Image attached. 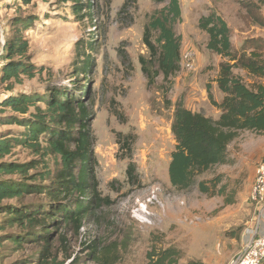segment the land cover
Instances as JSON below:
<instances>
[{
  "label": "rangeland",
  "instance_id": "1",
  "mask_svg": "<svg viewBox=\"0 0 264 264\" xmlns=\"http://www.w3.org/2000/svg\"><path fill=\"white\" fill-rule=\"evenodd\" d=\"M83 3L87 5L79 17L66 0H32L29 4L0 0V67L6 42L22 30L29 42L28 62L39 69L34 78L0 83V96L6 86L33 97H43L51 89L74 90L76 69L85 54L93 61L91 70L77 77L81 80L77 96L87 90L83 100L91 110L95 173L106 202L85 221L79 234L73 227L64 231L66 244L57 235L52 252L60 254L48 264H75V259L76 264H98L91 256L94 245L104 256L100 264H147L149 253L169 248L181 252L179 264H235L254 232H261L258 220L264 204L257 206L250 196L257 168L264 163V133H242L229 147L231 163L214 167L199 176L191 189L179 191L169 178L176 147L172 124L180 101L212 119L221 115L208 91L217 102L223 100L216 79L221 64L228 60L209 51V36L199 28V20L217 11L231 29L234 51L246 57L256 54L263 61V0H180L183 20L175 30L182 38V64L167 95L164 78L156 75L158 67L143 39L151 15L167 3ZM28 17L34 19L31 26H14L16 20ZM188 54H192V70L186 66ZM144 67L155 76L154 81ZM234 72L250 86L264 84L263 78L245 70ZM12 115L0 105V138L23 131L15 124L4 125ZM128 140L131 149L126 147ZM33 158L19 148L7 160L24 163ZM130 164L136 166L135 180L127 174ZM201 182L208 193L200 190ZM41 200L28 197L23 202ZM3 219L0 215V222ZM21 233L26 232L9 227L0 238ZM61 251L72 255V260L66 261ZM40 252L37 244L19 247L2 240L0 264H41Z\"/></svg>",
  "mask_w": 264,
  "mask_h": 264
},
{
  "label": "trees",
  "instance_id": "2",
  "mask_svg": "<svg viewBox=\"0 0 264 264\" xmlns=\"http://www.w3.org/2000/svg\"><path fill=\"white\" fill-rule=\"evenodd\" d=\"M22 1L29 4L32 0ZM66 1L73 4L75 14L83 17L81 14L87 5L83 0ZM162 1L167 4L151 15L143 39L151 61L158 67L156 75L164 78L167 95L173 78L181 70L182 38L175 27L182 22L183 14L180 0ZM33 22V18H22L16 20L14 26L26 28ZM199 28L209 36V51L228 60L221 64L216 79L224 97L217 102L211 90L208 91L212 105L221 112L217 120L187 109L183 101L176 104L172 124L176 147L171 155L169 178L172 187L179 191L191 189L199 176L214 167L231 163L229 147L242 133H264V84L250 86L234 72L242 69L264 79V53L263 61L256 54L251 57L238 55L232 46L228 23L215 10L199 20ZM28 52L29 42L19 30L5 44L0 83L37 75L39 69L28 62ZM92 63V58L85 54L81 66L76 69L74 90L51 89L43 97H33L6 86L0 96V105L14 113L4 125L23 128L22 132L0 138V215L4 216L0 233L9 227L26 232L3 236L0 241L10 240L19 247L31 243L41 246V264H48L60 254L52 252L57 235L66 244L64 231L73 227L79 234L85 221L106 202L95 173L91 110L87 100H83L87 90L80 89L85 93L77 96L81 81L77 77L87 74ZM144 70L154 81L155 76L146 67ZM126 147H132L129 140ZM19 148L28 150L34 158L24 163L7 160ZM127 174L131 180L136 179L134 164L129 165ZM199 188L204 193L210 191L204 182ZM28 197L42 200L24 203ZM11 200L19 203L6 204ZM90 249L94 261L102 263L104 256L99 246ZM62 253L66 261L72 260L68 252ZM180 259L181 252L176 248L154 250L149 253L147 264H179ZM72 262L76 264V259Z\"/></svg>",
  "mask_w": 264,
  "mask_h": 264
},
{
  "label": "built area",
  "instance_id": "3",
  "mask_svg": "<svg viewBox=\"0 0 264 264\" xmlns=\"http://www.w3.org/2000/svg\"><path fill=\"white\" fill-rule=\"evenodd\" d=\"M186 58L188 60L187 69L192 70V54H188ZM250 200L257 206L264 204V163H261L257 168ZM263 261L264 234L255 231L235 264H263Z\"/></svg>",
  "mask_w": 264,
  "mask_h": 264
},
{
  "label": "crops",
  "instance_id": "4",
  "mask_svg": "<svg viewBox=\"0 0 264 264\" xmlns=\"http://www.w3.org/2000/svg\"><path fill=\"white\" fill-rule=\"evenodd\" d=\"M260 220H258V226L260 225V229H261V232L260 234H264V205L262 206L261 210H260Z\"/></svg>",
  "mask_w": 264,
  "mask_h": 264
}]
</instances>
